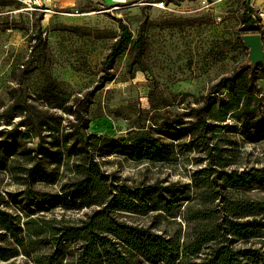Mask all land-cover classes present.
<instances>
[{"label": "rangeland", "instance_id": "1", "mask_svg": "<svg viewBox=\"0 0 264 264\" xmlns=\"http://www.w3.org/2000/svg\"><path fill=\"white\" fill-rule=\"evenodd\" d=\"M16 1L17 7L0 8V102L6 99L14 58L29 52V35L35 31L40 13L51 71L79 93L95 90L101 60L112 41L108 36L120 31L118 18L135 33L140 26L147 28V70L132 77L124 56L116 67V78L93 94L90 130L114 137L126 136L134 124L152 132L154 123L186 111L188 103L194 104L212 83L239 67L249 54V48L241 47L238 40L244 25L242 15L246 4L253 7L255 3ZM7 24L29 29L1 30ZM259 83L264 88V80ZM151 99H166L171 105L157 114ZM231 137L239 142V163L234 168L264 165V140ZM173 157L151 162L120 153L107 155L100 162L108 178L93 182L88 198L46 211H37L36 201H44L45 193H59V185L38 182L29 187L33 192L27 197L22 194L29 189L24 180H17L9 171L0 172L4 197L0 196V208L5 211L0 218V264H178L186 227L182 212L187 203L172 202L166 187L173 183L181 189L191 177L181 156L174 152ZM7 191L18 193L17 201ZM248 193L254 199L264 195V189ZM260 241L264 247V236L252 242Z\"/></svg>", "mask_w": 264, "mask_h": 264}, {"label": "trees", "instance_id": "2", "mask_svg": "<svg viewBox=\"0 0 264 264\" xmlns=\"http://www.w3.org/2000/svg\"><path fill=\"white\" fill-rule=\"evenodd\" d=\"M11 5L19 3L0 0L2 9ZM253 11L246 4L238 35L244 48L245 33H260L264 41L263 31L254 25ZM42 19L40 13L29 35V52L14 58L6 99L0 102V125H7L0 128V172L9 171L28 188L38 182L59 185V193H45L44 201H36L35 209L46 211L88 198L91 184L108 178L100 158L120 153L164 162L176 152L191 177L181 189L173 183L166 187L172 202L187 203L178 264H264L262 241L252 242L264 236V195L253 199L248 193L264 189V165L234 168L239 163V142L231 137L264 140V88L259 83L264 80V62L252 65L246 55L231 74L212 83L194 104L188 103L186 111L154 123L152 132L134 124L126 136L114 137L90 130L93 94L116 78L124 56L132 77L147 70V28L140 26L135 33L118 18L120 31L108 36L112 41L101 60L95 90L79 93L52 73ZM9 28L29 29L7 24L1 30ZM170 105L166 99H151L157 114ZM32 192L29 188L22 194L30 197ZM7 194L17 201L18 193ZM4 214L0 208V218Z\"/></svg>", "mask_w": 264, "mask_h": 264}, {"label": "water", "instance_id": "3", "mask_svg": "<svg viewBox=\"0 0 264 264\" xmlns=\"http://www.w3.org/2000/svg\"><path fill=\"white\" fill-rule=\"evenodd\" d=\"M245 45L249 48L248 59L252 65L264 62V41L260 33H245L242 35Z\"/></svg>", "mask_w": 264, "mask_h": 264}, {"label": "built area", "instance_id": "4", "mask_svg": "<svg viewBox=\"0 0 264 264\" xmlns=\"http://www.w3.org/2000/svg\"><path fill=\"white\" fill-rule=\"evenodd\" d=\"M254 11L251 13V16L254 20V25L264 32V10L254 7Z\"/></svg>", "mask_w": 264, "mask_h": 264}, {"label": "crops", "instance_id": "5", "mask_svg": "<svg viewBox=\"0 0 264 264\" xmlns=\"http://www.w3.org/2000/svg\"><path fill=\"white\" fill-rule=\"evenodd\" d=\"M254 1H255V3L253 4L254 7L264 10V0H254Z\"/></svg>", "mask_w": 264, "mask_h": 264}]
</instances>
